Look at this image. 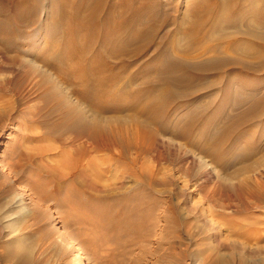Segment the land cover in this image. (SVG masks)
Segmentation results:
<instances>
[{"label":"rangeland","instance_id":"374dc122","mask_svg":"<svg viewBox=\"0 0 264 264\" xmlns=\"http://www.w3.org/2000/svg\"><path fill=\"white\" fill-rule=\"evenodd\" d=\"M166 1L183 7L169 25L178 17L192 20L184 8L187 0ZM47 29L41 24L34 39L21 41L39 51L51 43L40 37ZM173 32L163 35L175 39L169 55L167 43L149 48L142 60L176 59L193 66L170 73L164 64L162 73H144L145 86L161 81L158 86L169 85L175 95L152 126L148 114L131 107L97 113L64 79L49 73L53 68L26 52L11 53L37 73L49 96L20 93L17 85L0 90V264H264V118L252 121L247 106L237 104L241 90L228 100L220 90L227 70L247 73L248 79L263 77L264 67H246L260 62L249 42L234 49L230 38L219 43L224 33H233L224 24L206 27L192 40ZM138 45L127 48L128 59L137 58ZM218 55L242 58L245 66L203 65ZM230 79L234 86L240 83ZM101 116L130 133L143 125L158 133L137 163L145 177L112 164L119 158L114 150L86 153V145L73 140L72 123ZM225 130L231 139L222 144L213 132ZM236 133L243 135L235 138ZM136 158L131 150L121 161L135 167ZM207 172L208 183L201 180ZM202 215L208 225L200 223ZM64 234L73 239L82 262Z\"/></svg>","mask_w":264,"mask_h":264},{"label":"bare ground","instance_id":"6f19581e","mask_svg":"<svg viewBox=\"0 0 264 264\" xmlns=\"http://www.w3.org/2000/svg\"><path fill=\"white\" fill-rule=\"evenodd\" d=\"M182 8L179 2L166 0H0V90L9 91L17 85L20 93L31 94L37 90L49 96L48 88L38 78L37 73L25 65L24 59L11 54L26 52L30 58L33 57L32 60L36 57L38 63L42 62L41 65L53 68L54 73L44 69L52 76L56 75L55 78L60 76L64 79L97 113H103L110 107L116 110L131 107L142 114H148L150 116L148 126H152L160 117L158 115L160 108L165 110L170 105L167 100L169 95L172 96L170 101L175 95L169 85L163 88L158 86L161 81L147 82L151 87L145 86L141 83V80L145 79L144 73L147 75L149 69L162 73L160 66L164 64L165 70L170 73L176 69H191L193 66L176 59L169 61L155 59L150 62L142 60L149 48L152 46L162 48L167 43L164 51L169 55L168 46L170 43L173 46L175 39L169 40L170 34L163 37L165 31H174L173 35H184L192 40L206 27L224 24L232 28L233 33H224L219 43L224 42L226 37L230 38V47L234 49L244 40L249 42L252 57L260 59V62L245 64L246 67L257 71L264 67V0H193L191 3L187 0L184 8L189 11L187 13L192 20L176 16L179 19L171 22L173 26L169 25L171 18L180 14ZM42 9L45 11V18L41 23L39 15ZM41 24L48 29L40 37L49 38L51 43L35 51L36 47L33 44L21 40L34 39L37 35L36 28ZM28 28L34 29L29 32ZM257 40H260L259 47L255 46ZM135 42L139 43L136 48L137 58L128 59L127 48ZM229 63L244 65L242 58L231 59L220 55L203 65L220 69L221 64ZM222 74L223 79L225 76L227 78V83L220 88L226 96L225 100L231 97L233 91L241 90L244 95L241 94V97L236 99L237 104L247 106L244 112L253 113V117L250 118L252 121L264 118V76L247 79L246 77L250 75L247 76V73L235 68ZM232 77L240 80L239 84L235 83L236 87L230 79ZM167 79L169 81V77ZM243 79L248 82H242ZM65 112L72 114L69 111ZM104 119L101 116L95 120L84 119L72 123V127L75 128L73 140L84 143L86 153L91 149L114 150L119 158L112 164L122 168L126 174L134 173V176L140 179L145 172L141 165L137 167L139 157L152 149L158 133L145 125L130 133L123 126ZM250 119L242 120L251 122ZM258 133L256 131L255 135ZM229 135V131L226 130L224 133L213 132L215 140L222 144L229 140ZM241 135L243 134L236 133L235 138H241ZM131 150H134L137 156L134 168L129 162L121 161L128 160ZM126 176L123 175L124 178ZM211 179L212 175L209 172L201 178L206 183ZM138 201L142 202L141 199ZM200 223L209 224L203 215L200 217ZM63 236L67 240V247L76 249L79 261L82 262L73 239L68 238L66 234ZM235 245L239 247L238 244Z\"/></svg>","mask_w":264,"mask_h":264}]
</instances>
